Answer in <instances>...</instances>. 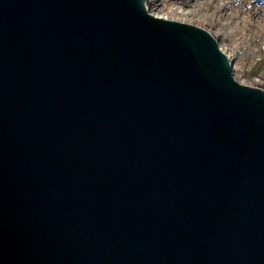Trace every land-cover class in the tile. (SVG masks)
Segmentation results:
<instances>
[{
	"label": "water",
	"instance_id": "1",
	"mask_svg": "<svg viewBox=\"0 0 264 264\" xmlns=\"http://www.w3.org/2000/svg\"><path fill=\"white\" fill-rule=\"evenodd\" d=\"M0 264H264V88L146 0H0Z\"/></svg>",
	"mask_w": 264,
	"mask_h": 264
},
{
	"label": "rangeland",
	"instance_id": "2",
	"mask_svg": "<svg viewBox=\"0 0 264 264\" xmlns=\"http://www.w3.org/2000/svg\"><path fill=\"white\" fill-rule=\"evenodd\" d=\"M150 13L206 29L242 84L264 88V0H146Z\"/></svg>",
	"mask_w": 264,
	"mask_h": 264
},
{
	"label": "crops",
	"instance_id": "3",
	"mask_svg": "<svg viewBox=\"0 0 264 264\" xmlns=\"http://www.w3.org/2000/svg\"><path fill=\"white\" fill-rule=\"evenodd\" d=\"M263 56H264V53H263Z\"/></svg>",
	"mask_w": 264,
	"mask_h": 264
}]
</instances>
